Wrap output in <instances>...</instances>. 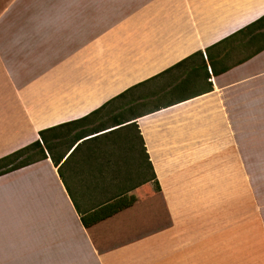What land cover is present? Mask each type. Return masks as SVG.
I'll return each instance as SVG.
<instances>
[{"label": "crops", "instance_id": "1", "mask_svg": "<svg viewBox=\"0 0 264 264\" xmlns=\"http://www.w3.org/2000/svg\"><path fill=\"white\" fill-rule=\"evenodd\" d=\"M263 17L264 0H0V159L129 89L106 110L137 117L146 151L128 123L0 176V264H264V22L239 33ZM101 189L142 196L86 228Z\"/></svg>", "mask_w": 264, "mask_h": 264}, {"label": "trees", "instance_id": "2", "mask_svg": "<svg viewBox=\"0 0 264 264\" xmlns=\"http://www.w3.org/2000/svg\"><path fill=\"white\" fill-rule=\"evenodd\" d=\"M263 22H264V17L261 18L256 23L250 25L246 29L241 30L239 33H243L245 30L247 29L249 30L253 26L255 27L259 23H263ZM259 50H257L254 54H257ZM197 55L203 56V53L199 52L196 54V56ZM241 62H243V60L239 61L238 64H241ZM178 66L179 65H177V67ZM132 90L133 89H129L128 91L122 93L118 97L109 101L107 104H105L100 109L92 112L91 114H89L88 116L80 120L40 131L39 132L40 140L36 141L35 143L19 151H16L0 159V176L15 172L17 170L30 166L34 163L46 160L48 158L46 152H48L51 155L54 164L58 166L60 162L62 161V159L64 158L66 152H68V150L69 151L72 150L73 148L75 150L82 148L84 144L86 143V138L90 136L99 135L100 133L106 130H109L111 128L119 127L122 129L124 128V126H126L125 124H128V123H131L130 126L134 127V129L136 130L139 147H141L143 154L146 155L142 137L140 136L138 132V128L136 124L134 123L137 117L133 119H127L129 117L125 118L123 115L120 118L115 116V118H113L114 125L112 127H109L105 123H102V124L97 125V127L90 129V130L78 131V132L76 131L78 126L84 123L87 124V123H90L92 121L99 119L102 113L114 101L125 98L127 94H129ZM72 131L75 133H72ZM95 141H98L97 136L88 142L91 143ZM147 160H148V157H147ZM148 166L152 172V166L149 162H148ZM156 185H157L158 191H160V187L158 183H156ZM141 196H142L141 190L127 191V192H123L120 194L111 195L110 197H107L108 199L106 201L98 203L96 205H89L86 208V213L80 212L82 223L86 228H90L104 220H107L113 217L114 215L118 214L124 209L131 207L141 198ZM76 209L78 210V212L80 211V207L77 203H76Z\"/></svg>", "mask_w": 264, "mask_h": 264}, {"label": "rangeland", "instance_id": "3", "mask_svg": "<svg viewBox=\"0 0 264 264\" xmlns=\"http://www.w3.org/2000/svg\"><path fill=\"white\" fill-rule=\"evenodd\" d=\"M125 110H128V109H125ZM125 110H123V111H125ZM122 111V112H123ZM121 112V113H122ZM118 115H120V114H118ZM123 116H125V118L126 117H128L127 116V114H123ZM102 123H105L106 125H108V126H111V125H114V123H113V118H112V114L109 112V110L107 111H104L103 113H102V115L99 117V119H97V120H95V121H92V122H90V123H84V124H82V125H80V126H78V128H77V132L78 131H86V130H90V129H93V128H95V127H97V125H99V124H102ZM125 130H124V133H127V135H128V137L130 138V137H135V135H136V130L134 129V127H132V126H129V127H127V128H124ZM72 133H75V132H73L72 131ZM73 135V134H72ZM136 141V140H135ZM137 142V141H136ZM139 143V142H138ZM132 190H134V189H101V192L99 193V191H98V193L97 194H95L94 192V194H93V197L96 195V196H98L99 197V195L100 194H102V193H109L108 194V196H106V197H110L111 195H115V194H120V193H123V192H127V191H132ZM105 197V198H106Z\"/></svg>", "mask_w": 264, "mask_h": 264}, {"label": "snow or ice", "instance_id": "4", "mask_svg": "<svg viewBox=\"0 0 264 264\" xmlns=\"http://www.w3.org/2000/svg\"><path fill=\"white\" fill-rule=\"evenodd\" d=\"M262 179H264V178H262Z\"/></svg>", "mask_w": 264, "mask_h": 264}]
</instances>
